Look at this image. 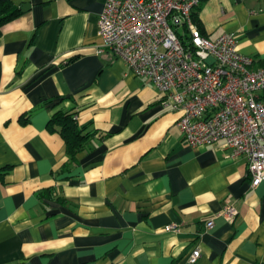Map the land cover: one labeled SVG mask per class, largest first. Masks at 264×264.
<instances>
[{
	"label": "crops",
	"instance_id": "obj_1",
	"mask_svg": "<svg viewBox=\"0 0 264 264\" xmlns=\"http://www.w3.org/2000/svg\"><path fill=\"white\" fill-rule=\"evenodd\" d=\"M11 1L20 12L0 33V264H264V183L251 186L246 158L222 140L191 146L153 83L105 48V0ZM193 18L210 40L232 33L251 68L264 67V0H202ZM57 111L87 134L72 162L49 127ZM229 205L232 218L221 214Z\"/></svg>",
	"mask_w": 264,
	"mask_h": 264
},
{
	"label": "built area",
	"instance_id": "obj_2",
	"mask_svg": "<svg viewBox=\"0 0 264 264\" xmlns=\"http://www.w3.org/2000/svg\"><path fill=\"white\" fill-rule=\"evenodd\" d=\"M201 1L105 0L98 32L105 48L153 83L162 106L180 114L177 126L191 146L222 140L232 157L246 158L255 187L264 183V67L251 68L232 33L214 40L201 33L193 18ZM236 212L229 205L221 214ZM199 257L196 248L188 259Z\"/></svg>",
	"mask_w": 264,
	"mask_h": 264
},
{
	"label": "trees",
	"instance_id": "obj_3",
	"mask_svg": "<svg viewBox=\"0 0 264 264\" xmlns=\"http://www.w3.org/2000/svg\"><path fill=\"white\" fill-rule=\"evenodd\" d=\"M19 12V9L13 5L11 0H0V33L2 25L17 16ZM201 33L203 34L202 30ZM56 125L59 126V132L65 141L69 160L72 162L74 160V153L84 148L87 134L81 133V130L72 118V114L69 113L55 112L49 121V127L52 129Z\"/></svg>",
	"mask_w": 264,
	"mask_h": 264
},
{
	"label": "water",
	"instance_id": "obj_4",
	"mask_svg": "<svg viewBox=\"0 0 264 264\" xmlns=\"http://www.w3.org/2000/svg\"><path fill=\"white\" fill-rule=\"evenodd\" d=\"M25 7H27V6H24L23 9H25Z\"/></svg>",
	"mask_w": 264,
	"mask_h": 264
}]
</instances>
